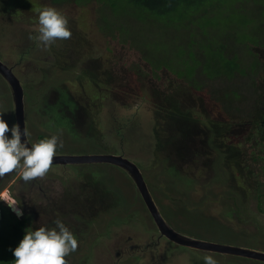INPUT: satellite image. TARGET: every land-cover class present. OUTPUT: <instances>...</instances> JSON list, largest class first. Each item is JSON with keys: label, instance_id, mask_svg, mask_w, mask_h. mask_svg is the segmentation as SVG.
Returning <instances> with one entry per match:
<instances>
[{"label": "rangeland", "instance_id": "obj_1", "mask_svg": "<svg viewBox=\"0 0 264 264\" xmlns=\"http://www.w3.org/2000/svg\"><path fill=\"white\" fill-rule=\"evenodd\" d=\"M4 6H7L6 9H4ZM46 6L55 7L49 2L39 5L35 0H0V46H4L6 49H13L11 52L3 54L2 58L4 60L6 57L5 64H8L6 61L13 64L16 62L14 59L15 55L22 47V32L25 33L23 45L30 48L31 53L29 56L31 59L24 60L19 64L17 63L15 67L17 68V72L28 82L29 86L34 87L33 90H29V88L25 89V92L31 95L30 100L26 103V118L29 120L31 139L36 141L38 136H40L39 140H41L44 139L43 137L57 135L59 141L63 143L62 148H57V153L64 152L77 156L99 155L104 151L101 147V143L104 140L102 127H96V133L93 137L92 130L84 125L83 115L87 110L70 108L65 113L55 116V119L47 127L41 125L45 120L42 114H39L35 118L36 111L45 105L44 101L47 99V95L43 91L49 94L50 99L53 88L57 86L55 84L57 80L60 82L75 81L80 86L85 84L86 80L78 76V72L73 67L84 66L85 58L88 64L95 63L96 61L101 64L104 60L103 54L105 52L106 41L99 34V7L92 4L86 7L65 6L62 9L55 7L69 18L73 27L84 32L87 36L83 42L85 47L69 46L67 63L71 65L68 67L70 71L62 73V76L46 78L41 84L40 78L44 75V71L38 74L37 60H49L52 52L39 50L37 46L43 42L31 40L29 36L30 31L35 30L34 25L38 24L39 11ZM16 33L17 38L15 41L12 36ZM245 33L249 36L252 35L251 31L247 33L245 30ZM231 37L232 41L239 44L240 47H244L245 45L251 46L252 41H246L237 32H233ZM57 41L58 39L55 43ZM57 48V52L52 56L59 58L60 47ZM110 56L107 59L108 64L113 66L117 72L124 73L134 84L135 79L131 76H137V70L143 68L148 72L151 71L150 67L145 66L143 63L140 52L125 51L120 56L115 55L113 63L109 60ZM261 57L264 60V52ZM46 65L47 63L44 64L45 71L48 70ZM102 68L104 70L106 66L103 64ZM47 75L52 76V73H45V76ZM159 75V84L162 88H165L168 74L160 72ZM138 77L143 79L144 75L137 76L136 85L134 86L135 91L140 86ZM173 81L174 79L169 81V86L172 85ZM141 82L144 84L145 79ZM103 88V91L97 93L93 100L84 94L79 95L78 99L81 100L79 104L93 111L95 116L97 110L99 111V119L105 123L107 134L111 140L118 134L119 129H127L129 136L132 137L136 132L140 119L145 122L146 128L141 135L145 139L150 133V128L152 129V120L148 117L147 110L144 108L139 110L136 107L129 110L128 114L126 110L120 109L122 106L115 101L114 96L117 93L106 86ZM8 89V84L0 76V113H3V117L5 118L6 115L14 118L12 116L15 112L11 93V102L4 100ZM164 90L166 91V88ZM119 93L121 94V92ZM184 93V89L178 90L179 101L187 100L183 96ZM116 97L121 98L122 96L116 95ZM198 99L197 97L195 104ZM193 101L194 97L191 102L193 103ZM101 104L103 105L100 106ZM136 105L138 106V103ZM102 107H104L103 110L101 109ZM135 158L137 160H134L133 163L136 166L140 164V167H142V165L147 163L145 156H136ZM83 167L87 168L84 169V172L80 168L74 170L79 173L80 178L84 177L85 181L73 174L72 169L67 168L54 171L47 180L40 182L42 189L50 190L52 178L59 174H64L67 177L64 186L65 193L71 192L75 198L79 199V193H85V190L81 189L80 185L83 183L87 184V194H84L82 197L84 205L88 209L103 207L99 217H93L92 221L90 217L76 219L78 227L73 229L72 232L78 239V248L66 257L67 264H204L202 259L204 256L202 258H195L192 253L190 255L189 253L183 254L178 247L171 246L170 244L169 250H166L162 241H159V243L158 241L152 242L148 236H145L152 232L155 226L152 218L146 212L138 191L134 190L130 184L131 179L127 174L112 166H98L99 169H97L95 164H87ZM227 170L231 181L234 179L240 180L230 166H227ZM89 173L94 174L91 175ZM206 174L205 170H201L197 174L198 180L194 188L197 186L198 191H202L203 194L210 191V201L207 200L206 196L202 197L201 195H199L201 199L199 203H194L190 197L187 200H179L184 196L183 188L188 186L185 180H178V183L183 182L178 186L173 183L174 178H172L170 180L171 192L166 193V186H164L162 188L164 193L159 197L150 188L153 198L165 220L175 231L191 238L264 252V238L261 232L256 231V228L261 229L260 221L264 220V214L261 213L263 217L255 218L250 213L256 210L254 193H251L246 198L247 206L238 205V202L233 201L238 206L229 207L231 201L228 197L224 201L225 206H220L217 203H213V199H218V193L229 191L228 182L215 183ZM143 175L150 182L156 183L160 176V170L153 169L149 171L148 168V171L145 172L143 169ZM21 181L23 182L22 184L14 178L9 184H13L16 189H19L24 184L23 179ZM35 183L36 179L26 183L27 193L30 194L33 191L35 187L32 185ZM95 184L100 185L103 191ZM109 188H115L118 192L116 194L117 197L122 201V205L117 206L116 209L109 208L106 205ZM4 192H7L11 197V193L15 194V191L11 192L9 186L4 190L2 189L0 194ZM87 196L90 197L88 202L85 201ZM0 202L8 205L6 201L0 200ZM128 210L131 213L134 212L135 216L132 217ZM232 210L241 212L243 216L245 215L247 223L236 221L232 217ZM59 219L61 218L59 217ZM8 226L9 222L0 225V231L6 230ZM53 226L55 224H51L49 227ZM209 255L214 256L218 264H263L241 257H221L219 254L212 253Z\"/></svg>", "mask_w": 264, "mask_h": 264}, {"label": "flooded vegetation", "instance_id": "obj_2", "mask_svg": "<svg viewBox=\"0 0 264 264\" xmlns=\"http://www.w3.org/2000/svg\"><path fill=\"white\" fill-rule=\"evenodd\" d=\"M7 5L9 6V4ZM6 7L7 6H4V9H6ZM262 14L263 9H260L258 12V25L255 26L249 24L244 26V29L247 33H249V31L252 32L251 36L253 40L251 42L250 50L264 64V60L261 57L264 52V18H262ZM34 28V31H30L29 38L31 40H35L32 37L35 36L38 31L36 24L34 25ZM231 33L232 31L230 30L223 33L224 39L220 45L222 52L231 60L243 62L231 78H208L207 73L203 70L202 59L195 61L193 64V71L198 80L197 83L203 84L201 89H194L192 87L191 79L188 76V72H185V67L176 68L175 65L172 66L173 68H176V71L183 72H175L173 71V68L171 69L165 84L166 91L164 90L165 88H162L159 84L160 79L143 78L145 79V82L139 86L141 88H138L141 91H137V89L135 92L139 98L138 109H146L148 117L152 120V129L150 128V133L145 139H143L141 135L146 126L145 122L140 119L136 132L132 137L129 136L127 129H119L118 134L111 140L107 134L105 123L99 119V111L97 110L95 116L93 111L79 104L81 100L78 99V96L82 95V93L73 90L78 88L74 85L77 84L75 81L60 82L57 80L55 83L57 86L53 88L50 99L49 94L43 91L44 94L47 95V99L45 101L43 100L45 105L36 111L35 118L36 116L38 117L39 114H42L44 118L50 116L55 119V116L65 113L66 110L70 108L87 110L83 115L84 125L92 130V136L94 137V134L96 133V127H102L104 140L101 143V147L104 151L99 155L103 154L105 157H122L124 160L132 163L134 160H137V158H135L136 156H145L147 158V163L145 165L140 167V164H138L137 167L134 164L136 166V169L134 170L135 175H141L144 177L143 169L145 172L148 171V168L149 171L159 169L160 176L158 180L161 182L160 187L163 188L166 186V193L171 192L172 188L170 186V180L172 178H174L173 183L178 186L183 183H178V180H185L188 183V186L183 188L184 196L179 200H187L190 197L194 203H199V201H201L199 195L202 197L206 196L207 200L210 201V191L203 194L202 191H198L197 186L194 188L196 185L195 183L198 180L196 177L197 174L201 170H205L207 173L206 176L211 177L213 182H228L229 191L218 193V199H213V203L225 206L224 201L228 197L231 201L229 207L238 205L247 206L246 198L249 197L251 193H254L256 210L255 212L251 211L250 213L255 218L263 217L261 213L264 214V70L258 74L256 79L248 80V74L252 68L244 63L245 53L240 49L239 44L232 41ZM24 35L25 33L22 32V47L15 55L14 59L16 62L13 64L6 61V63H8L7 66L9 65L20 83L23 85L24 106L26 110V103L30 100V96L25 92V89L28 88L29 85L28 82L24 85L21 80V77L23 76L17 72V68L15 67L17 63L19 64L24 60L27 61L28 59H31L29 56L31 53L30 48L23 45ZM12 38L16 41L17 33L14 34ZM197 45L195 46L197 52H199L200 47ZM37 48L41 51L52 52L53 55L52 49L50 47H45L43 43H40ZM0 50H2V46H0ZM9 50L10 49L5 52L2 51L6 54ZM52 55L49 60H37V64L43 68L44 64L47 63L46 68L48 70L44 71L43 76H45V73L50 72L52 73L51 77L55 78V76H62V73L70 71L67 69L65 71L63 69V66L65 65H67V68L71 66L67 63V56L65 60H59ZM2 56L4 55L0 52V60L4 62L6 57L3 60ZM79 68L80 67H73V69L78 72V76L85 79L84 72ZM250 75H253V73H250ZM139 79L140 81L143 80L141 78ZM171 79H174V81L172 82V85L169 86V81ZM85 80L87 82V79ZM101 82H103V78H101ZM223 88H226L227 92H223ZM182 89L185 91L183 96L187 98L186 101L178 100L180 96L177 92ZM10 93L11 90L9 88L5 93L4 100L11 102L12 94L10 96ZM154 94L157 95L153 105L150 100ZM133 97L135 98V95ZM193 97L194 101L192 103L191 101ZM197 97L199 99L195 104ZM158 100L163 102V106L156 105ZM132 101L134 100H130V102ZM170 103H176V116L165 115ZM187 109H189V112H186ZM12 116H14V118H11L10 115H6V118L3 117L9 123L10 128L19 123L16 114L14 113ZM41 125L46 127V125H43L42 123ZM25 127L29 130V120L26 118V115ZM6 135L11 137V132L6 133ZM39 137L40 136L37 137L36 141H33L32 139L31 141L33 143L38 142ZM60 154L67 153L61 152ZM92 164H95L97 169H99L98 166H112L119 171L122 170L121 172L130 177V184L133 189L137 190V185L133 177L126 169L106 162H96ZM227 166H230L240 180L234 179L231 181ZM67 168L72 169L73 174L78 178H80L79 173L74 169L80 168L83 169V172L84 169H87L83 166H74L68 163H53L44 177L36 178V183L32 185L35 188L30 194L27 193L25 182L19 189H16L15 185L9 184L14 178L19 180L21 184L23 183L21 181L22 169H15L11 173L0 177V191L9 186L11 192L15 191V194L11 193L12 198L18 202V205L24 214H32L31 220L25 223L26 231L35 230L46 225H48L46 227L52 228L49 226L54 224L55 220L59 219V217L72 231L78 227L76 219L90 217L92 221L93 217H99L100 211L103 207L88 209L83 203L82 197L84 194H87V184L83 183L80 185V188L85 190V193L80 192L79 199L75 198L71 192L65 193L64 186L67 177L64 174H59L52 178L50 190L41 188L42 185L40 182L47 180L54 171ZM89 174L93 175L94 173ZM80 179L85 181L84 177ZM145 180L149 188H152L156 196L159 197L160 194L157 191V183H152L146 178ZM95 185L100 188V185ZM117 193L118 192L115 188L108 189L107 207L116 209L117 206L119 207L122 205L121 199L116 195ZM21 195L24 196L25 205L18 199ZM89 199L90 197L87 196L85 201L88 202ZM233 201L238 202V205L233 203ZM145 209L149 215L146 206ZM128 212L131 213L130 210H128ZM131 216H135L134 212L131 213ZM232 217L238 222L247 223L245 215L243 216L241 212L232 210ZM260 222L261 229L256 228V231L261 232L264 238V220ZM159 230H157L155 225L153 231L148 233L147 236L152 242L158 241L159 243V241H162L166 250H169L170 244L171 246L178 247L183 254L189 253L190 255L192 253L195 258H202L205 255L207 256L211 254L198 249L180 246L170 240L167 233ZM219 255L221 257L230 256ZM256 262L264 264V261Z\"/></svg>", "mask_w": 264, "mask_h": 264}, {"label": "trees", "instance_id": "obj_3", "mask_svg": "<svg viewBox=\"0 0 264 264\" xmlns=\"http://www.w3.org/2000/svg\"><path fill=\"white\" fill-rule=\"evenodd\" d=\"M35 1L39 5L49 2L60 9L65 6L86 7L89 4L98 6L99 34L106 41L104 51L111 55L109 60L112 63L115 55L120 56L125 51H137L142 54V61L145 66L151 69L148 72L140 68L136 71L137 76L144 75V78L160 79L159 72L164 68L171 70L172 65H175L176 68L185 67V72H188L194 89L203 87L202 83H197L198 80L193 71L195 61L202 59L203 70L207 73L208 78H231L243 62L231 60L223 54L220 47L224 39L223 33L230 30L232 33L237 32L246 41H252L251 36L245 33L244 26L258 25L260 9H263L262 18H264V0ZM68 21V27L72 33L71 37L64 40L58 39L56 43L50 46L53 54L57 52V47H60L61 58L59 57V60L66 59L69 46L85 47L83 42L87 35L73 27L69 18ZM238 28L240 29L236 31ZM195 45L200 47L199 52H197ZM116 49L118 50L115 51ZM240 49L245 53L244 63L252 68L250 73L253 75L249 73L248 80H254L264 70V64L251 52L248 45L240 47ZM2 50L5 52L8 49L2 46ZM2 50L1 53L5 54ZM12 50L10 49L8 52ZM102 66L103 64L100 66L93 63L88 64L85 58L84 66H80L79 69L84 72V78L87 79V82L81 86L74 84L78 88L73 90L85 94L93 100L95 95L102 92L103 87L106 86L117 93L114 96L115 101L122 106L120 109L126 110L129 114V110L138 107L136 104L139 98L134 90L137 76H131L135 79L134 84L129 80V77L124 73L117 72L107 61L104 63L106 66L104 70ZM175 67L173 71L183 72L176 71ZM63 69L69 70L67 65L63 66ZM42 71H45L44 68L38 65V74ZM46 78H51V76H42L40 78L41 84ZM101 78H103V82H101ZM21 80L26 85V80L23 77ZM138 82L142 85L139 77ZM28 88L29 90L34 89L30 86ZM137 91L141 90L138 89ZM222 91L227 92V89L223 88ZM116 95L122 97L119 98ZM156 95L154 94L150 100L153 105ZM29 96L31 95L29 94ZM132 99L134 101L130 102ZM156 105L163 106V102L158 100ZM104 107L101 109L103 110ZM176 109V103H170L165 115L176 116ZM186 112H189V109ZM44 119L42 124L46 127L54 120L50 116ZM18 199L25 205L23 195L19 196ZM0 209H2L0 225L9 222L8 228L0 231V264H15L16 257L13 249L19 245L25 236V223L31 220L32 214L25 213L23 218L17 217L2 202H0Z\"/></svg>", "mask_w": 264, "mask_h": 264}, {"label": "clouds", "instance_id": "obj_4", "mask_svg": "<svg viewBox=\"0 0 264 264\" xmlns=\"http://www.w3.org/2000/svg\"><path fill=\"white\" fill-rule=\"evenodd\" d=\"M68 24L69 21L66 15L57 10L55 7L46 6L39 11L37 24L38 34L32 38L43 42L45 47H50L57 39L64 40L71 37L72 33L68 27ZM109 55L110 54L105 51L103 54L104 60L101 62V64L97 61L93 64L97 66L104 64L107 61ZM170 71L171 70L164 68L160 72L167 73L169 76ZM9 132H11V137L6 135V133ZM58 147L62 148L63 143L59 141V137L57 135H52L51 137H47L33 143L31 141V134L27 127L23 126L21 130V127L18 123L10 128L9 123L3 118V113H0V177H3L5 174L11 173L13 170L19 168L22 169L23 181L28 183L38 177H44L50 170L53 163H68L74 166H84L94 163H70L68 159L65 158V156L77 155L57 153ZM143 180L150 194L152 195V192L144 177ZM156 183L158 186L157 191L161 196L164 193L163 189L160 187L161 182L158 180ZM136 188L149 212L150 217L152 218V222H154L153 224H155L157 230H159L141 195V192L139 191L138 187ZM0 200L7 202L8 205L6 206L9 207L10 211V206L15 205H17L21 210L18 202L7 192L0 194ZM0 210V219H2V209ZM22 213V216H19L20 218H23L25 215L23 211ZM54 224L55 227L52 228L44 226L35 230L26 231V234L20 241L19 245L13 249L14 256L16 257L15 264H67L66 257L70 253L77 250L78 239L61 219H56ZM203 261L204 264H218L217 259L212 255L204 256Z\"/></svg>", "mask_w": 264, "mask_h": 264}, {"label": "water", "instance_id": "obj_5", "mask_svg": "<svg viewBox=\"0 0 264 264\" xmlns=\"http://www.w3.org/2000/svg\"><path fill=\"white\" fill-rule=\"evenodd\" d=\"M0 76L7 82L11 94L13 96L14 110L15 114L18 118L19 125L21 127H25V107H24V88L16 75L13 73L12 69L7 66L3 61L0 60ZM70 163L81 164L87 162H106L118 165L124 169H126L130 175L133 177L141 195L153 216L158 228L164 233L168 234L170 240L175 242L178 245L190 247L193 249H198L206 252H213L222 255H231L237 257H243L247 259H252L256 261H264V252L257 251L254 249L231 246L225 244H219L214 242H205L199 239L191 238L185 235L180 234L175 231L165 220L163 215L161 214L155 200L150 194L146 184L144 183L143 177L141 175L137 176L134 174V170L136 166L134 163L124 160L122 157L115 156H65ZM11 211L15 213L18 217L22 216V211L18 208L17 205L10 206ZM1 217V210H0Z\"/></svg>", "mask_w": 264, "mask_h": 264}, {"label": "bare ground", "instance_id": "obj_6", "mask_svg": "<svg viewBox=\"0 0 264 264\" xmlns=\"http://www.w3.org/2000/svg\"><path fill=\"white\" fill-rule=\"evenodd\" d=\"M61 128V127H60ZM103 155V154H102ZM90 165V164H89ZM92 165V164H91ZM121 170V169H120ZM122 171V170H121Z\"/></svg>", "mask_w": 264, "mask_h": 264}]
</instances>
